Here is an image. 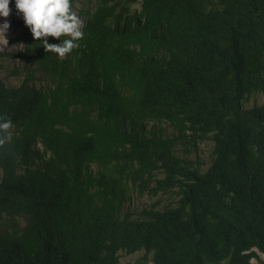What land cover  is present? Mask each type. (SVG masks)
<instances>
[{"label": "trees", "instance_id": "16d2710c", "mask_svg": "<svg viewBox=\"0 0 264 264\" xmlns=\"http://www.w3.org/2000/svg\"><path fill=\"white\" fill-rule=\"evenodd\" d=\"M82 1L66 58L0 47V264H264V0Z\"/></svg>", "mask_w": 264, "mask_h": 264}, {"label": "clouds", "instance_id": "9594fccd", "mask_svg": "<svg viewBox=\"0 0 264 264\" xmlns=\"http://www.w3.org/2000/svg\"><path fill=\"white\" fill-rule=\"evenodd\" d=\"M10 2L0 0V17L5 20L0 24V36L4 38L10 27L7 22L11 14ZM15 7L33 39L40 42L47 53L64 59L79 48V41L84 38V22L73 9V0H15ZM48 38L61 43L50 44ZM13 127L7 114L0 115V155L12 151L9 145Z\"/></svg>", "mask_w": 264, "mask_h": 264}, {"label": "rangeland", "instance_id": "374dc122", "mask_svg": "<svg viewBox=\"0 0 264 264\" xmlns=\"http://www.w3.org/2000/svg\"><path fill=\"white\" fill-rule=\"evenodd\" d=\"M83 1L82 0H76L75 1V7L74 11L79 15V10L83 7ZM132 10L135 11H140L141 6L138 2H135L131 6ZM80 16V15H79ZM22 15L18 14L16 7L11 10V14L7 20V22L10 24V27L5 35V38L3 36H0V47L6 46L9 44L10 37H14L19 33V26L18 22L21 20ZM5 20L4 18L0 17V24L4 23ZM6 39V40H5ZM7 41V42H6ZM6 73L2 72L0 73V77L4 78ZM6 82H13L15 83V79L11 76L9 78H6ZM264 100V96L262 94H254L251 98L250 101L248 102V106H253L256 102L258 104H261ZM212 142L210 141H204V142H198L196 146L192 145H186V146H179L178 148V153L181 155V157H186L189 161L197 163L200 161L202 165V169L205 170L211 162L210 158V152L212 148ZM188 151V153L186 152ZM174 196L170 195H165V194H159L156 197H150L148 195H144L141 198L138 197L135 193L132 194L131 196V207L133 209H136L137 207H144V206H151L155 202H160L161 205H166L170 201H172ZM141 253H136V254H121V264H128L131 262H134ZM264 259V256H263ZM253 264H257L256 262H253Z\"/></svg>", "mask_w": 264, "mask_h": 264}]
</instances>
